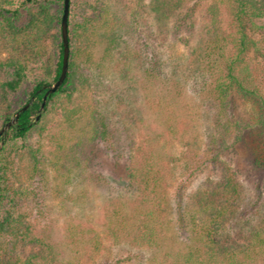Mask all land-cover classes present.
Returning <instances> with one entry per match:
<instances>
[{
	"label": "trees",
	"instance_id": "trees-1",
	"mask_svg": "<svg viewBox=\"0 0 264 264\" xmlns=\"http://www.w3.org/2000/svg\"><path fill=\"white\" fill-rule=\"evenodd\" d=\"M190 1L150 3L161 33L183 40L187 50L162 59L152 35L134 25L126 0H69L66 75L35 120L45 86L61 71L63 0H0V127L30 103L0 149V264L58 263L46 226L37 221L46 215L40 192L47 166L55 179L86 175L102 184L105 177L92 164L98 149L124 165L126 177L92 238L147 250L143 264H264V34L252 36L264 29L257 25L264 0H208L199 18ZM105 62L120 69L126 89L97 90ZM136 63L140 79L133 84ZM160 80L166 90L146 97L143 107L166 132L175 133L164 101L175 103L185 85L206 106L202 148L195 147L199 137L178 134L196 156L181 164L162 150L157 134L142 132V111L131 99L137 88L150 91ZM86 90L89 98L76 102ZM235 98L251 102L255 115L237 119ZM53 114L61 117L49 126ZM34 134L36 147L25 148L24 179L14 147ZM237 143L246 146L251 169L224 160ZM75 234H69L73 243ZM139 250L104 264L137 260Z\"/></svg>",
	"mask_w": 264,
	"mask_h": 264
},
{
	"label": "rangeland",
	"instance_id": "rangeland-1",
	"mask_svg": "<svg viewBox=\"0 0 264 264\" xmlns=\"http://www.w3.org/2000/svg\"><path fill=\"white\" fill-rule=\"evenodd\" d=\"M151 1L126 0V3L131 7L132 12L135 13L134 18L138 21L134 24L136 28L142 31L144 35H152L150 44L153 50H156L162 59H175L179 54L187 52L181 45L183 40L178 41L176 37L169 35L165 30L161 33L159 30L160 24L156 22L150 12ZM208 3V0H192L188 5L195 8V15L199 18L202 15V8ZM131 10L128 11L130 12ZM257 25L264 26V21H257ZM253 31L252 36L255 39L263 38L261 34H264V29L258 32L253 29ZM133 49L138 50V44H134ZM114 62H111V64L105 62L103 64L98 91H105L109 94L118 93L119 90L126 89L125 81L121 79V74L118 72L120 69L114 67ZM134 65L129 75L130 83L133 84L140 79V73L137 70L139 65L137 63ZM154 84L150 91L137 88V91L131 96V99L134 98V105H138L142 111V115L139 116L142 120L140 122V125L143 126L142 132L146 131L149 135L157 134L162 142V150L173 155L180 162L179 164L185 160L193 159L196 157L193 154L195 150L186 149L177 137L178 134L181 135L182 133L195 135L199 137L195 147L202 148V142L200 141L204 139L205 123L208 121L202 112L204 107L206 108L205 104L198 100L186 85L180 90L181 96L175 103L169 100L164 101L172 111L171 115L166 113L165 116H170L171 120H168L175 132L168 133L166 129H163L160 121H152L148 108L145 110L143 107L146 97L159 96L166 90L165 81H156ZM90 95V91L86 90L81 95H78L76 102L84 101ZM234 102L236 105L234 113L237 119L246 121L255 115L256 110L251 102L241 98H235ZM59 117H61L60 114L49 115L48 125L54 126ZM8 138H5V140ZM36 138L37 136L34 134L23 144L17 143L14 147L16 150L14 153L16 168L19 169V173L24 179L26 175L23 167L27 163L25 148L27 145L36 147L38 140ZM42 144L44 148L50 149L46 139L42 140ZM92 156L94 169L105 177V182L102 184L90 181L86 175L80 176L78 179L70 178V180H67L65 177L55 179L57 172L53 170V166H50V164L47 166L49 174L47 179L43 181V187L40 192L43 196L42 202L46 205V215L44 218H38L37 221L39 225L45 224L47 236L55 245L58 255L57 264H104V261L105 263H108V261L113 262L116 257H124L129 251L139 250L136 248L130 250L129 246L106 238L101 241L100 239L92 238L94 236L93 230L99 231L101 229L103 213L109 207L111 198L118 197L119 192L116 189L122 185L121 180L126 177L124 165L116 164L102 149L93 152ZM224 160L239 171L252 168L250 155L243 143L235 144L232 150L224 157ZM72 174L75 175V173ZM204 176L205 174L195 182L194 187L199 186L198 184L202 182L201 180L204 179ZM79 230H82L81 234ZM75 233H77V236H74L75 242L73 243L69 238V234L76 235ZM137 254L138 256L140 255L138 257V259L140 258L139 260L124 264H143L145 256L148 255L147 250H139Z\"/></svg>",
	"mask_w": 264,
	"mask_h": 264
},
{
	"label": "water",
	"instance_id": "water-1",
	"mask_svg": "<svg viewBox=\"0 0 264 264\" xmlns=\"http://www.w3.org/2000/svg\"><path fill=\"white\" fill-rule=\"evenodd\" d=\"M69 0H63V9H62V15H61V20H60V33H61V40H62V46H63V54H62V66H61V71L58 76V78L50 85L45 86V92L42 97L41 105L38 110L37 115L35 116V120L39 118V115L41 111L43 110L46 98L49 94L53 93L56 89L59 88V86L62 84L67 67H68V55H69V45H68V36H67V17H68V7H69ZM30 103H27L17 109L12 117L5 122L2 127H0V148L5 140V138H8L10 136V130L11 128L15 125L18 116L20 112L24 111L27 109Z\"/></svg>",
	"mask_w": 264,
	"mask_h": 264
}]
</instances>
